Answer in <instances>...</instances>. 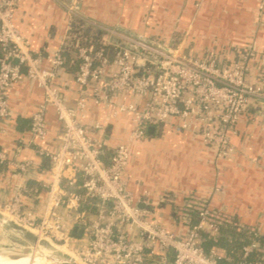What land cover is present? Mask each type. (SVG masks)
I'll use <instances>...</instances> for the list:
<instances>
[{"label": "built area", "instance_id": "2783aa9c", "mask_svg": "<svg viewBox=\"0 0 264 264\" xmlns=\"http://www.w3.org/2000/svg\"><path fill=\"white\" fill-rule=\"evenodd\" d=\"M17 2L0 0V136L9 115L6 92L22 81L34 83L43 93V102L30 117L32 141L46 140L48 108L61 124L62 135L56 152L36 150L49 163L40 215L22 213L25 187L16 190L11 202L0 201V212L67 249L82 264H224L225 253L217 247L205 251L201 238V233L213 236L219 223L229 222L224 214L198 197L186 196L177 212L184 229L177 234L157 221L148 193L136 198L123 177L131 147L148 139V127L171 125L198 137L213 151L216 162L233 158L232 137L241 118L264 105V82L248 80L246 61L220 64L191 56L184 50L183 38L153 41L97 27L121 42L102 39L112 47V57L89 44L75 42L68 47L78 62L73 77L77 99L70 104L66 84L60 82L66 43L47 56L32 53L14 25ZM90 102L106 109L109 120L120 114L131 117L132 129L124 143L113 149L106 145L105 123L87 122ZM7 163L0 152V165ZM16 167L26 173L31 162ZM141 202L143 209L136 206ZM189 211L195 213V223ZM74 226L82 228L80 238L71 236ZM253 235L255 239L242 248L239 264H261L248 261L251 252L261 251L256 239L263 235L257 231Z\"/></svg>", "mask_w": 264, "mask_h": 264}, {"label": "crops", "instance_id": "0c3cea01", "mask_svg": "<svg viewBox=\"0 0 264 264\" xmlns=\"http://www.w3.org/2000/svg\"><path fill=\"white\" fill-rule=\"evenodd\" d=\"M71 16L118 35L170 42L183 38L186 53L220 64L241 62L242 56L247 55L248 80L253 84L264 82V27L257 34L252 27L254 23L264 26V0H18L13 21L28 49L47 56L66 42ZM157 24L166 25L167 30L157 31ZM101 32L105 41L121 42L118 37ZM217 35L224 43L210 46L199 43L202 38L214 39ZM253 36H257L259 43L248 51L247 39ZM69 58L60 82L66 84L65 93L73 104L77 99L73 77L78 62L73 53ZM6 98L9 115L2 122L0 152L8 163L0 165V201L11 202L16 190L25 187L22 213L37 218L45 200L49 163L36 150L41 147L56 152L62 126L48 108L46 140L35 143L30 137L29 122L43 102L42 91L34 83L22 81L8 88ZM88 106L87 122L105 123L104 140L110 149L126 141L132 129L129 115L120 114L109 120L106 109L91 102ZM231 142L235 148L233 158L216 162L213 151L198 137L171 125L156 127L147 140L132 145L124 181L136 198L147 192L157 221L177 234L184 229L177 212L190 195L200 198L210 209L237 220L244 215L245 225L264 233V105L253 107L241 118ZM162 144L168 151L174 147L181 153L169 163L170 168L158 163L159 152L150 154ZM27 161L31 167L23 173L16 165ZM215 188L216 193L212 192ZM226 203L230 206L224 211ZM2 214L10 218L7 213ZM0 238L4 240L0 242L3 248L17 243L1 232Z\"/></svg>", "mask_w": 264, "mask_h": 264}, {"label": "trees", "instance_id": "16d2710c", "mask_svg": "<svg viewBox=\"0 0 264 264\" xmlns=\"http://www.w3.org/2000/svg\"><path fill=\"white\" fill-rule=\"evenodd\" d=\"M102 32L94 25L85 20L71 16L68 25V30L65 38L66 49L62 52L66 60H71L70 53L72 50L68 47L75 42L84 45H92L95 49L108 52L112 57L113 49L109 45L102 44ZM68 49V50H67ZM189 218L191 223H195L196 217L193 211H189ZM231 222H222L218 225V230L215 235L210 236L206 233H201L202 246L205 251L210 250L212 247L221 249L226 256L224 264H239L242 261V248L253 241V230L248 225H237L238 220L232 216ZM259 243L261 251L254 250L250 253L248 261H258L264 264V236L256 239Z\"/></svg>", "mask_w": 264, "mask_h": 264}, {"label": "water", "instance_id": "95a60500", "mask_svg": "<svg viewBox=\"0 0 264 264\" xmlns=\"http://www.w3.org/2000/svg\"><path fill=\"white\" fill-rule=\"evenodd\" d=\"M153 132V127L147 128L148 135H152ZM104 138H106V134H104ZM136 206L139 209H143L145 207V202L138 203ZM0 232L17 242L10 248L0 247V257L16 260L22 257L30 258L39 256L51 260V264H82L58 245L38 237L36 234L17 224L1 212ZM70 234L74 238H80L82 228L74 226Z\"/></svg>", "mask_w": 264, "mask_h": 264}, {"label": "rangeland", "instance_id": "374dc122", "mask_svg": "<svg viewBox=\"0 0 264 264\" xmlns=\"http://www.w3.org/2000/svg\"><path fill=\"white\" fill-rule=\"evenodd\" d=\"M252 27L256 29V34H257V31H259V29L261 27L263 28L264 26H263L262 23H254V24H252ZM156 29H157V31H165V30H167L166 29V25H163V24L162 25L157 24L156 25ZM199 41H200L199 43L203 44L204 46H207V45L210 46L211 43L223 42L222 40H220V37L218 35H217V38H214V39H207V38L203 39L202 38ZM224 41L226 42V40H224ZM255 43H257V44L259 43L258 39H257V36H253L252 38H248L247 39L246 48L249 49L248 51H252V48L255 46ZM246 59H248L247 55L242 56L241 62L246 61ZM154 149L155 148H153L152 151H150V154L159 152V153H157L158 154V163L163 165V166H168L169 167V163L171 161H173V160H177V157H179V155H181L180 151L175 150L174 147H173L172 150L168 151V149H166V145L165 144H162V146H160L159 149H155V150ZM220 198H222V196ZM228 204L229 203H226V205H224V209H225L224 211H227V206H230ZM215 211H217V210H215ZM224 216L229 222L233 221L232 220L233 219L232 216H230V215H224ZM238 220L240 221V222L239 221L237 222L238 226L239 225L241 226V225L247 223L246 217L244 215H242L241 217H238ZM259 233H261V232H259ZM261 234L264 235V233H261ZM0 242L4 243V240L2 238H0ZM63 250L66 251L68 254H70V251H68L67 249H63Z\"/></svg>", "mask_w": 264, "mask_h": 264}, {"label": "bare ground", "instance_id": "6f19581e", "mask_svg": "<svg viewBox=\"0 0 264 264\" xmlns=\"http://www.w3.org/2000/svg\"><path fill=\"white\" fill-rule=\"evenodd\" d=\"M51 260L47 258H42L39 256L34 257H22L16 260H11L8 258L0 257V264H51Z\"/></svg>", "mask_w": 264, "mask_h": 264}]
</instances>
